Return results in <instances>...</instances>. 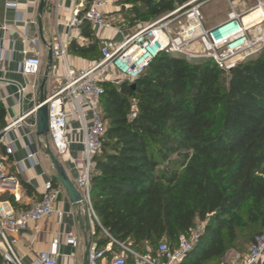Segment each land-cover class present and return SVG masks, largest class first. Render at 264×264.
Masks as SVG:
<instances>
[{"label":"trees","instance_id":"16d2710c","mask_svg":"<svg viewBox=\"0 0 264 264\" xmlns=\"http://www.w3.org/2000/svg\"><path fill=\"white\" fill-rule=\"evenodd\" d=\"M188 1L118 5H130L133 20L148 23ZM68 50L84 57L96 46L72 42ZM134 84H100L106 133L91 199L102 229L157 257L137 249L162 240L177 249L203 225L180 264H220L245 227L257 229L252 245L264 233V43L229 72L209 59L162 53ZM5 126L0 103V131Z\"/></svg>","mask_w":264,"mask_h":264},{"label":"built area","instance_id":"2783aa9c","mask_svg":"<svg viewBox=\"0 0 264 264\" xmlns=\"http://www.w3.org/2000/svg\"><path fill=\"white\" fill-rule=\"evenodd\" d=\"M201 0H190L177 6L162 19L142 27L121 43L105 40L100 47L101 60L99 64L87 71L78 73L67 72L64 84L47 98L45 106L48 111V137L46 143L42 138L36 140L43 146L42 150L52 148L57 156H63L68 150L66 134L68 119L76 115L79 122L77 132L82 134L83 154L81 158V174L74 181V186L82 198L81 218L84 229L89 235L87 241V264H180L201 232L193 230L189 237L181 239L177 249L170 250L166 242H161L157 248V257L142 254L115 242L104 231L94 212L91 199V177L95 170V158L101 153L106 125L102 119L100 100L103 96L101 83L105 82L103 74L107 67L113 70L112 82L126 81L130 85L147 70L149 65L162 53L184 56L188 59H209L224 72L234 69L240 61L254 54L264 43V36L252 38V31L264 33V4L260 0L254 8L237 12L235 6L243 0H227L230 6L228 18L211 28L203 25L200 7ZM119 0H81L79 10L73 13L70 28H78L86 23L103 29H112L113 20L107 18L103 10L109 6H118ZM257 19L246 22L247 18ZM50 52L53 59H64L67 45L59 37L51 44ZM244 54L243 58H239ZM0 49V60L2 59ZM41 61L38 57L24 54L17 72L28 78L41 74ZM106 67V68H105ZM100 77V78H98ZM24 93V89L20 90ZM66 103L74 107L72 112L64 108ZM38 105L25 116L11 121L0 131V197L8 195L18 199L21 189L20 180L7 171L6 160L14 153L16 138L13 130H20L29 116H36ZM40 145V146H41ZM36 152L30 151L26 161L35 165ZM20 171L23 170L19 164ZM64 194L62 187L54 181L42 185V194L27 210L17 212L9 201L0 200V255L6 264H23L16 256L13 245L16 236L29 225L42 219L56 215L62 218V213L55 210V205ZM99 228L109 242L98 247L95 241V230ZM64 242L73 249L78 248L76 235L69 232L64 236ZM115 248H121V255ZM60 257L59 240L55 239L47 252H41L35 264H56ZM264 258V233L255 238L246 256L231 254L224 264H258Z\"/></svg>","mask_w":264,"mask_h":264},{"label":"crops","instance_id":"0c3cea01","mask_svg":"<svg viewBox=\"0 0 264 264\" xmlns=\"http://www.w3.org/2000/svg\"><path fill=\"white\" fill-rule=\"evenodd\" d=\"M41 1L0 0V49L3 54L0 60V103L5 110L6 126L14 119L25 116L38 105L41 76L47 67L50 46L57 37L67 45V54L64 59L52 60L45 86L47 98L64 84L67 72L78 73L93 68L97 60H101L100 47L105 40L121 43L128 37L115 24L109 30L89 23L78 28H70V20L73 13L80 9L81 0H44L41 41L38 28ZM130 8V5L109 6L103 13L112 20L117 17L118 20L124 21L122 13H126ZM72 42L85 48L95 45L96 51L84 57L79 56L68 50ZM24 54L40 59L42 64L40 76L26 78L17 72ZM113 76L114 74L112 78ZM112 78L106 79L105 82H111ZM21 89H24V93H20ZM64 108L67 112L74 110L71 103H66ZM79 125L76 115L68 119V132L65 137L68 150L63 156H57L50 148L72 183L79 177L82 169L83 146L82 134L77 132ZM35 129L36 116L32 115L26 118L22 129L12 131V137L17 139L15 149L13 155L5 161L8 173L20 180L21 189L18 199L3 195L0 200L9 201L17 212L27 210L40 199L42 185L45 182H56L54 168L45 156L43 146L36 140ZM42 140L43 143L47 141L44 138ZM30 151L36 152L34 166L26 161ZM19 164H22V171ZM55 210L62 213L61 219L53 215L29 225L16 236L8 237L16 241L13 250L23 264H35L38 255L47 252L55 239L59 240L60 253L56 264H84L87 259V241L90 238L86 230L80 226L82 206L74 207L64 193L58 199ZM69 232L76 235L79 243L76 249L64 242V236ZM95 241H99L98 237ZM231 254L233 253L227 252L224 259ZM258 264H264V258Z\"/></svg>","mask_w":264,"mask_h":264},{"label":"rangeland","instance_id":"374dc122","mask_svg":"<svg viewBox=\"0 0 264 264\" xmlns=\"http://www.w3.org/2000/svg\"><path fill=\"white\" fill-rule=\"evenodd\" d=\"M122 1V0H121ZM262 4H264V0H260ZM200 2L203 3V6L200 7V13H201V18H202V22L204 24V26L206 28H209L211 26H215L216 24L222 23L223 21H225L228 18V15L230 13V6L227 0H201ZM257 5V1L256 0H243L242 3L237 4L235 6L237 12H241L243 10L246 9H251L254 8ZM130 10V9H129ZM127 11L125 16H123V19H128L129 22L127 21H120L117 19V17H115L113 19V25L115 24L116 27L122 31V33L125 36H129L132 35L133 33H135L136 31H138L139 29H141L144 26H147L148 24L154 23L160 19H162L166 13L161 14L160 16H158L157 18H153L150 19V21L148 23H143L140 22L138 20H133L134 15L130 12ZM116 20V21H115ZM247 22V21H246ZM262 35L264 36V33L261 31L256 32V31H252L250 36L252 38H260L262 37ZM261 47H256V50H259ZM244 54H240L239 58H243ZM98 62L96 63L99 64L100 60H97ZM241 62V61H240ZM106 68V67H105ZM113 75V70L110 67H107L105 69V72L103 74V77L101 78H112ZM224 76H227V74H225ZM100 78V77H98ZM109 84L116 86L118 84H120L119 82H109ZM198 232H201L203 230V225H200L199 223H197L195 229ZM257 231V229L255 227H245L242 230H238L237 231V240L235 242V244L231 247L230 249V253H235L241 256H246L248 251H249V247L251 245V238H253V234H255ZM99 240H104L105 238H107L106 236H104V234H99L98 236ZM161 242H167L166 240H162ZM159 242V243H161ZM158 243V245H159ZM168 243V242H167ZM158 245L154 248H146V249H137L139 251H143V252H148L151 253L152 255L156 256L157 252L156 249L158 248ZM174 244H172L173 247ZM114 250L116 251L117 254L121 255V248H114ZM229 259V256L224 259L223 261H221L220 264H224L227 260Z\"/></svg>","mask_w":264,"mask_h":264},{"label":"water","instance_id":"95a60500","mask_svg":"<svg viewBox=\"0 0 264 264\" xmlns=\"http://www.w3.org/2000/svg\"><path fill=\"white\" fill-rule=\"evenodd\" d=\"M43 8H44V0L41 1L40 6H39V19H38L39 37L41 41H43L42 22H41ZM52 60H53L52 54L51 52H49L47 67H46L45 72L41 76L42 80L39 84V102H38L39 108L36 112V129H35V135L37 138L47 139L48 137V111H47V107L45 106V102L47 100V97L45 95V86L49 78V70L52 65ZM131 88L134 89L135 84H132ZM44 154L45 156L48 157V159L50 160V163L52 164L54 168V171H55L54 180L62 187L70 203L74 207L81 205L82 198L80 197L74 184L67 176L63 167L58 163V161L56 160V158L54 157L50 149L46 147V149L44 150ZM80 226L84 228L83 219L81 217H80ZM84 264H87V259L85 260Z\"/></svg>","mask_w":264,"mask_h":264},{"label":"bare ground","instance_id":"6f19581e","mask_svg":"<svg viewBox=\"0 0 264 264\" xmlns=\"http://www.w3.org/2000/svg\"><path fill=\"white\" fill-rule=\"evenodd\" d=\"M255 19H257V17H255L253 19L252 18L251 19L250 18H247L245 21L249 22V21H252V20H255Z\"/></svg>","mask_w":264,"mask_h":264}]
</instances>
